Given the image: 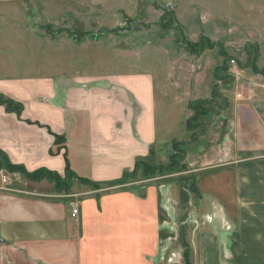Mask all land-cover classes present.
Wrapping results in <instances>:
<instances>
[{"label": "crops", "instance_id": "crops-1", "mask_svg": "<svg viewBox=\"0 0 264 264\" xmlns=\"http://www.w3.org/2000/svg\"><path fill=\"white\" fill-rule=\"evenodd\" d=\"M13 1L20 0L0 4ZM7 28L0 20V33ZM69 58L54 56L45 73H33L36 86L27 98L0 88L23 104L21 114L0 105V150L28 171L64 176L65 155L88 163L91 171L71 172L99 188L74 180L71 192H59L53 182L22 175L19 188L0 186V264H185V240L192 264H264V205L257 204L264 193L255 187L263 177L254 171L264 150L255 138L264 133V95L227 98L224 113L232 112L221 115V142L230 158L198 167L189 162L183 171L195 176L200 196L179 179L160 182L159 175L114 185L137 160L156 153L154 76H82ZM138 75L143 79L132 87ZM57 135L66 138L60 151Z\"/></svg>", "mask_w": 264, "mask_h": 264}, {"label": "rangeland", "instance_id": "rangeland-1", "mask_svg": "<svg viewBox=\"0 0 264 264\" xmlns=\"http://www.w3.org/2000/svg\"><path fill=\"white\" fill-rule=\"evenodd\" d=\"M0 13L9 27L0 33V88L23 92L25 98L36 86L33 78L38 76L33 73H45V63L54 56L71 57L69 66L82 76L153 74L159 141L155 155L145 159L151 164L169 162L175 151L173 140L182 141L185 166L218 161L221 155L228 160L230 154L221 142L225 131L221 115L228 119L232 112L229 108L224 113L227 98L264 95V75L251 67L256 59L257 66L264 68V0H20L0 4ZM191 44L203 49L196 46L190 52ZM238 69L240 78H235ZM136 76L132 87L143 79ZM213 87L218 96L212 104L198 103L215 111L199 117L200 126L188 131L186 122L194 115L189 102L209 99ZM227 125L232 127L229 121ZM255 138L263 143L264 133L258 130ZM69 161L71 171H91L88 163ZM254 161L260 163L254 171L263 177L255 187L264 193V150ZM139 175L142 179V172ZM184 176L187 172L164 174L159 181ZM19 179L2 180L0 186L19 188ZM74 180L78 178L69 181ZM70 187L64 191L71 192ZM257 200L264 205V197Z\"/></svg>", "mask_w": 264, "mask_h": 264}, {"label": "trees", "instance_id": "trees-1", "mask_svg": "<svg viewBox=\"0 0 264 264\" xmlns=\"http://www.w3.org/2000/svg\"><path fill=\"white\" fill-rule=\"evenodd\" d=\"M201 39L209 42V40L204 38V37ZM196 46H198L199 49H203L202 45L191 44L190 45V47H191L190 52H194L196 49ZM246 46L247 47L249 46L248 43L246 44ZM256 62H257L256 59H253V61L251 62V67H252L253 71L256 73L264 75V68H259L257 66ZM217 70H219V69H217ZM211 95H212V97H210L209 99H199L196 102L195 101L189 102L188 107L194 110V115L190 119H188L186 122L188 131L191 132V128H194L196 126L197 127L200 126V124L202 122L201 123L199 122V120H198L199 117L204 118L205 116H207V115L211 114L213 111H215L214 109L211 110V108L200 107V105L198 103V102H200V103H203L205 105L210 104L212 102V99L214 97L218 96V94H216V92H215V87L212 88ZM12 100L11 99H4V97H2V95H0V104L4 105L7 111L17 112L18 114H21L23 111V104L20 102H17V101L15 102L14 100H13L14 101L13 102ZM226 106H227V100H226ZM192 122L194 123L195 126H193ZM194 139H196V138L194 137ZM65 140H66L65 136H58V135L56 136L55 143L58 146L56 151H60L61 148H63L60 146L65 144ZM179 146H182L181 142H178V141L173 142V148L175 151L172 154H170L169 162L166 164H151V163L147 162L145 159L137 160L133 171H131L129 173H125V175L122 179H119V180L114 182V185L115 184H123L128 178L136 179L139 176L140 172H142V176H143L142 179H149V178L155 177L156 175L174 174V173H179V172L186 170L187 166H185L182 163L183 156H185L186 151L179 148ZM56 151L53 150L52 152L56 153ZM65 158H66V174L65 175L67 176L66 178H68L70 180L71 178H73L76 175L73 174V172H71L70 161L66 155H65ZM0 169H5L6 171H9V172L13 171V172L20 173L22 176H24L28 180H32V181H39V182L42 180L53 181L55 189L59 192L66 190L67 187L69 188L70 185L72 186L71 181H69L68 179L66 180V179L62 178L58 172L49 170L47 168H39L38 170H35V171H28L24 165L13 163L10 160V157L7 155V153H5L3 150H0ZM76 177L82 183L91 184L94 187L99 188V186L96 183H93L88 178L78 177V176H76ZM178 179L180 181L184 182V186L187 190L195 193L198 196L201 195L199 190H197V187H196L195 176H193V175L184 176V177H179ZM184 246H185V251H184L185 264H192L190 261V249H189V245L186 242V240L184 241Z\"/></svg>", "mask_w": 264, "mask_h": 264}, {"label": "built area", "instance_id": "built-area-1", "mask_svg": "<svg viewBox=\"0 0 264 264\" xmlns=\"http://www.w3.org/2000/svg\"><path fill=\"white\" fill-rule=\"evenodd\" d=\"M238 74H239V69L237 70V74H235V76L238 77L239 76ZM19 177H21L20 173L13 172V171L9 172V171H6L5 169H0V179L3 180L4 182H12L14 178L19 179ZM70 209L72 211V216L77 217L79 213V206L76 204L75 201L71 203Z\"/></svg>", "mask_w": 264, "mask_h": 264}]
</instances>
